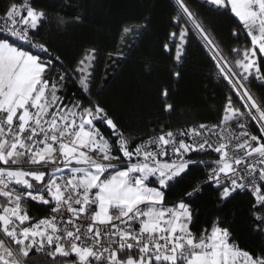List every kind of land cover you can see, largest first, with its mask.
Here are the masks:
<instances>
[{
  "label": "snow or ice",
  "instance_id": "obj_1",
  "mask_svg": "<svg viewBox=\"0 0 264 264\" xmlns=\"http://www.w3.org/2000/svg\"><path fill=\"white\" fill-rule=\"evenodd\" d=\"M173 4L162 47L174 78L195 41L227 95L215 121L134 130L94 95L97 50L65 65L42 35L82 23L64 11L79 0L0 5V264H31L38 253L50 264H264V247H241L225 217L194 231L192 203L205 187L219 205L247 194L252 230L264 236V92L253 91L264 89V0H202L234 20L233 45L190 0ZM145 20L126 23L121 40L139 37ZM161 95L171 115L169 90ZM193 168L203 182L170 199ZM33 203L47 215H32Z\"/></svg>",
  "mask_w": 264,
  "mask_h": 264
},
{
  "label": "trees",
  "instance_id": "obj_2",
  "mask_svg": "<svg viewBox=\"0 0 264 264\" xmlns=\"http://www.w3.org/2000/svg\"><path fill=\"white\" fill-rule=\"evenodd\" d=\"M7 0H0L3 5ZM51 9H59L62 0H39ZM194 8L205 15L208 25L214 29L225 44L233 45L231 30L234 20L218 16L202 7V0H190ZM67 15L80 14L82 23L71 27L46 26L42 35L51 41L54 51L64 58L65 65L72 64L82 51L97 50L95 61L94 95L106 105L122 122L125 129H150L156 124L171 122L173 126L191 124L195 121H215L227 90L217 79L210 78L211 64L204 51L193 41L189 47L187 61L179 66L182 75L173 76V61L163 51L168 32L172 30L170 17L174 12L173 0H79V5L64 9ZM147 23L141 35L121 40V29L128 22ZM241 44L244 41L240 42ZM119 50L122 55L109 56ZM146 66L151 70L147 71ZM167 88L170 96L166 102L175 105L171 115L162 111V91ZM253 91L264 92L254 88ZM213 109H216L214 111ZM201 168H193L172 189L170 199L189 190L203 180ZM250 197L236 195L226 205L216 202V193L205 187L192 203L199 209V218L194 231L205 226L217 216L225 217L240 246L257 251L264 247V236L252 230L248 215ZM31 213H44L42 206L35 203ZM31 264H50L43 254L32 257Z\"/></svg>",
  "mask_w": 264,
  "mask_h": 264
},
{
  "label": "built area",
  "instance_id": "obj_3",
  "mask_svg": "<svg viewBox=\"0 0 264 264\" xmlns=\"http://www.w3.org/2000/svg\"><path fill=\"white\" fill-rule=\"evenodd\" d=\"M209 122H211V121H209ZM204 179V178H203ZM201 183L203 182V180L202 181H200ZM191 190V188L189 189V191ZM44 209V208H43ZM45 215H47V213L44 211V213L42 214V215H39V216H36V217H42V216H45Z\"/></svg>",
  "mask_w": 264,
  "mask_h": 264
}]
</instances>
